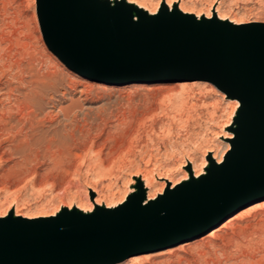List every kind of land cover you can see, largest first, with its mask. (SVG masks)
I'll return each mask as SVG.
<instances>
[{
	"label": "water",
	"instance_id": "water-1",
	"mask_svg": "<svg viewBox=\"0 0 264 264\" xmlns=\"http://www.w3.org/2000/svg\"><path fill=\"white\" fill-rule=\"evenodd\" d=\"M36 1L46 45L78 74L114 84L208 81L241 109L224 161L144 206L140 188L123 204L93 213L0 218V264H114L202 235L217 212L228 210L227 218L261 195L264 22L198 20L165 8L156 24L147 17L135 23L124 2L111 15L107 0Z\"/></svg>",
	"mask_w": 264,
	"mask_h": 264
},
{
	"label": "rangeland",
	"instance_id": "rangeland-1",
	"mask_svg": "<svg viewBox=\"0 0 264 264\" xmlns=\"http://www.w3.org/2000/svg\"><path fill=\"white\" fill-rule=\"evenodd\" d=\"M136 1L148 6H153L157 2ZM180 3L192 12L187 15H194L198 20L207 19L205 15L211 11L218 18L214 9L217 6L220 13L226 14V20L234 19L232 23L264 22V0H180ZM130 11L133 14V9ZM0 28V35L8 36L0 47V66L4 69L0 71L1 86L2 82L13 80L12 74L16 72V69L3 67L5 64L9 65L15 58L14 54L9 53L10 47L13 46L12 53L20 51L19 57L28 58L33 55L43 61V67L47 65L51 69H58L66 81L74 80V84L76 82L77 88L70 90V94L63 93L64 89H68L63 85V81L57 85V89L47 90L46 102L53 96L50 101L57 102L55 107H51L50 102L47 104L54 112L61 107L68 108L71 104L77 105L76 111H80L79 116L83 115L84 110H91L87 115L89 123L85 126L87 129L91 123H95L93 119L95 112L104 108L109 111L114 109L113 113L119 118L120 112H126L134 119L131 131L122 137L120 133L123 124L120 125V121H117L118 116L112 113L107 121L109 124L103 126L101 132L100 129L96 130L95 126L89 129L91 131L88 130L84 137L85 149H78L76 150L78 153L69 157H59L55 161L48 159L41 164L38 168L41 175L37 177V181L30 174L20 181L0 182V218L17 217L16 213L29 219L50 217L65 211L85 213L79 211L78 206L89 207L91 202L94 206L93 211L88 213H93L99 208H114L126 202L131 195L138 193L131 191L134 188L142 189L144 195L142 203L147 197V190L148 194L149 191L156 193L157 199L160 195L157 191L165 180L169 188L172 179L178 181L183 178L187 166L183 167L182 163L186 161L192 170V163L188 158L199 167L206 159L205 153L210 146L221 150L226 143L229 144V148L225 154L231 150L239 119V102L213 83L202 80H167L114 84L86 78L66 66L46 45L37 16L36 0H0ZM8 53L10 56L6 55ZM85 90H89L87 96H84ZM139 94L140 96L151 94L152 98L147 108L136 111L138 103L136 97ZM117 96L123 97L121 104L114 102ZM129 96L133 100L131 98V101H125V97L127 100ZM119 105L121 111L116 108ZM127 125L124 124L122 127ZM230 133H233L231 138L227 136ZM106 137L107 140L104 139ZM121 138L122 141L118 143ZM92 141H97L93 148ZM98 142L102 144L99 143V146ZM101 146L106 147L100 151ZM14 158L9 161L0 158V173L4 167L18 159ZM192 176L194 177L193 171ZM143 177H147L144 182L152 179L148 188H145ZM33 179L35 183L32 182ZM258 186L264 187V180ZM96 197L99 198L100 205L95 203ZM255 203H259V206L248 212V208ZM263 205L264 194L250 200L245 206L233 212L238 213L239 217L225 228V232L215 237L210 236L211 238L209 237L203 245L200 244L203 234H197L165 248L142 249L145 252L136 254L138 258L133 264H264ZM228 214V210L217 212L213 228H207L203 233H208L221 225L222 222L218 221L225 220ZM131 257L114 264H131Z\"/></svg>",
	"mask_w": 264,
	"mask_h": 264
},
{
	"label": "bare ground",
	"instance_id": "bare-ground-1",
	"mask_svg": "<svg viewBox=\"0 0 264 264\" xmlns=\"http://www.w3.org/2000/svg\"><path fill=\"white\" fill-rule=\"evenodd\" d=\"M107 1L110 2L109 13L111 15L113 14V9L116 7H119L121 2H124L126 4V8L129 10L130 18L132 22H135V23L139 22L140 20H143V18L147 16V21L145 23L156 24L159 20L158 17H159L160 12L164 11L165 8H167L171 12L172 11L174 12L175 10H181L183 14L192 13L191 11L185 9L182 6V4L180 3V0H157L155 5L152 4L153 6H148L136 0H107ZM176 3H177V6H176ZM131 9H133L132 11L133 14H131V11H130ZM214 9L219 19L221 20L227 19V17L225 16L226 14L223 15V13H220L217 6ZM205 17L212 18L216 16L211 11V12L206 13ZM121 18L124 20L125 16L121 15ZM1 19H4V18H1ZM233 20L234 19L230 18L229 21L232 22ZM2 35H0V47L3 45V42L8 37V36L7 37L4 36L5 37L4 38ZM13 49H14L13 46L10 47L9 53L11 55L14 54L13 56L15 58L12 59L9 65L5 64L3 67L16 69V72L12 74L13 80H7L4 83L2 82L3 86L0 85V158L1 159L5 158V160L7 161L12 160L14 157H17L18 159L16 158L17 160L16 161L14 160V162L11 165L7 166L6 168L4 167L2 169V172L0 173V182H4L6 180L20 181L26 178L30 174H32L33 175L32 177L36 178V181H37V177H40L39 175H41V173L39 172L40 169L38 170L41 164H43L48 159H52L55 161L59 157H69L71 155H74L75 153H78L77 152L78 149H85L86 140L84 139V137L86 136V133L88 132V130L92 126L93 127L95 126L94 128H96V130L100 129V132H101L102 131L101 129H103V126H105L108 123L107 121H109L108 119H110L109 117L113 113L112 110L114 109L109 111L108 109L104 108V109L96 111L95 116L93 117L95 123L94 124L91 123L92 125L90 124L89 129H87L85 126L89 125L87 121L88 120L87 115H88V112L91 110H88V111L84 110L83 115L79 116L78 114L79 110L76 111V109L78 108L77 105L71 104L68 108L61 107L57 112H54L53 108L47 107V104L50 102L51 103L50 106L55 107V104L57 102L52 101V100L50 101V99L51 98L53 99L54 96L50 97V99L46 102L47 90L57 89V85L62 83L63 81L64 82L63 85H65V87L68 88V89H64L65 91H63V93L66 94L69 92L70 94V90L72 89L74 90L75 88H77L75 87L76 82L74 84L73 83L74 80L73 82H71V80L66 81V79L60 75L61 73L58 72V69L57 70L51 69L50 67H47V65L46 67H43V64H42L43 61H41V59H38L33 55L28 56V58L19 57L18 53L20 51L12 53ZM9 53L6 55L10 56ZM1 67L2 66H0V71H3L4 69ZM88 91L85 90L84 96L88 95ZM150 95L151 94L142 95V96H140V94L137 95L136 98H137L138 103L136 106V111L142 110L141 108H144V107L147 108L146 106L150 104L149 102L152 98V96ZM122 96H117L114 102L117 104H121L122 98H123ZM132 97H133V94H132ZM132 97L131 96L127 97L128 98L127 100L125 97V101H131ZM232 99H236V98H232ZM238 102H239L238 107L240 108L241 103L239 100ZM236 104L237 102L235 103V105ZM116 108H118V111H121L120 105L118 107L116 106ZM60 112H62V115H60ZM127 114L126 112H120V115H121L120 118L116 114L118 116L117 121H120L119 122L120 125L128 124L127 126H124V128L122 127L123 125H121L122 133L120 134L122 135V137L126 136V134H128L133 128L132 123L134 119L130 115H127ZM111 134H112V131H111ZM227 136L231 138L233 137V133H230ZM104 139L107 140V137ZM121 141H122V138L121 140L118 141V143ZM100 142H98V144ZM5 143H7V145ZM96 143L97 141H92V145L90 143L91 147L95 145ZM225 144H224L225 147L223 146L221 150H219L218 148L214 146H210L205 153L206 159L202 162V165L199 167L195 165L194 161L191 158H188V161L192 163V170L190 169L189 164L185 163L186 161L182 163L183 167L187 166V168L185 169V174L183 178L181 179L182 181L181 180L173 181L172 179V185L168 188V185L165 182L166 181L165 180L164 183L162 184V187L159 189V191H157V193L160 194L158 197H160L163 194L166 188L172 190V189L178 188L182 183H185V182L191 183L194 180H199L200 178L208 174L212 161L213 163L217 165L221 164L224 161L225 156L227 154V153L225 154V152L229 148V144H226V145ZM103 147H106V146H101L100 151L103 150ZM192 171L194 173V177L192 176ZM142 179L144 182L147 179V177H143ZM166 179L168 181H171L168 178ZM32 182L35 183L34 179L32 180ZM151 182H152V179H149L148 182H144L145 188H148V185L150 186ZM131 191L133 192L138 191L141 193L140 188L139 189L134 188ZM260 191H261V194H264V187H262ZM146 195L147 197L144 199V202L142 203L143 206L146 205L149 201L155 200V197H156V193H150L149 191V194H148V190H147ZM98 197H96L94 201L95 203L100 205L101 203ZM128 201L130 205L133 204L132 198ZM123 203L124 202L120 204H123ZM258 206H259V203H255L254 205L250 206V208H248L249 210L248 212H251L252 210L256 209ZM93 207L94 206L92 205V202L89 207L78 206V208L80 209L79 211H82L85 213L92 212ZM16 215L18 216L19 213H16ZM19 216L21 217L23 216V218L25 217V215H19ZM238 217H239L238 213H233L232 215L227 217L224 221H222L221 225H219L218 227H215L212 231H209L208 233L203 234L201 237L200 244L203 245V243H205L210 236L215 237L216 235L225 232L226 231L225 228L233 224ZM34 218L35 219L42 218V216L34 217ZM131 256H132L130 258V261L132 262L131 264L136 263V259L138 258V255L134 254Z\"/></svg>",
	"mask_w": 264,
	"mask_h": 264
}]
</instances>
